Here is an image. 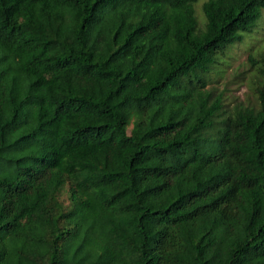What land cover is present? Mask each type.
I'll return each instance as SVG.
<instances>
[{"label":"trees","instance_id":"obj_1","mask_svg":"<svg viewBox=\"0 0 264 264\" xmlns=\"http://www.w3.org/2000/svg\"><path fill=\"white\" fill-rule=\"evenodd\" d=\"M197 1L0 0V264H264V0Z\"/></svg>","mask_w":264,"mask_h":264},{"label":"rangeland","instance_id":"obj_2","mask_svg":"<svg viewBox=\"0 0 264 264\" xmlns=\"http://www.w3.org/2000/svg\"><path fill=\"white\" fill-rule=\"evenodd\" d=\"M207 0H198L195 3L196 15L199 18V23L202 24L205 22V15L203 11V4ZM264 13V12H263ZM259 29L253 33L251 37L244 38L243 42L236 45L234 50H230L232 55L224 56L226 60H229V65L226 68L227 76L233 75L235 72H240L249 69L250 63L248 62V56L251 52L252 48L258 45L257 48L264 47V16L260 21ZM224 62V60H222ZM233 94L235 96H239L241 98H245L248 89L247 82L242 83L238 86V84L232 85Z\"/></svg>","mask_w":264,"mask_h":264}]
</instances>
